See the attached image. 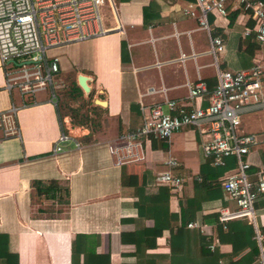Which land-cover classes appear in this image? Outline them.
<instances>
[{
	"label": "crops",
	"instance_id": "0c3cea01",
	"mask_svg": "<svg viewBox=\"0 0 264 264\" xmlns=\"http://www.w3.org/2000/svg\"><path fill=\"white\" fill-rule=\"evenodd\" d=\"M192 1L113 0L114 8L108 5L112 11L107 21L109 31L88 38L85 61L72 53L68 70L67 63L59 64V56L55 55L61 81L76 83L77 74L89 79L90 98L83 93L82 98L96 107L95 112L86 111L97 114L94 124L91 120L86 125L72 122L62 112L65 109L59 93L55 107L47 101V92L41 91L35 95V104L17 110L19 135L2 138L0 132V233L7 235L8 251L16 254V264H70L71 241L76 234L85 235L76 246L81 250L78 264H198L191 258L186 262L174 257L170 247V236H182L186 228L211 239L212 248H208L219 255L215 264H235L246 259L243 255L248 252L247 243L232 256L231 235L224 233V225L220 241L217 223L201 220V216L215 212L219 215L220 210L233 207L221 199L222 190L217 183L209 182L211 179L205 181V191L199 188L198 193L207 198H196L199 209L185 227L178 226L179 216L174 213L169 217L172 225L154 235L152 219H140L137 208L141 205H132L136 193H140L136 189L140 180H144L145 193L153 192L156 175L163 171L182 178V187L168 199L169 212H178V200L193 195L192 182H200L199 166L204 162L195 128L184 126L162 141L142 140V160L126 163L128 186L120 184L123 165L115 166L107 151V145L120 134L141 124V105L160 103L165 111L166 98L186 104V108L190 104L206 106L204 96L188 100L187 84L200 79L212 88L218 70L246 69L264 56V46L254 40L252 33L243 34L252 21L237 3L227 0L225 16L209 13L207 32L197 28L195 19L182 14V8ZM212 32L220 36L223 44V50L214 55L207 53ZM180 54L186 57L178 60ZM95 99L103 104H96ZM11 102L17 105L19 99L16 93L3 89L0 69V110ZM257 111L243 113L237 126L239 133L254 134L261 140L241 157L248 162L246 176L250 181L264 168V111ZM61 131L71 139L61 145V152L52 154L50 150ZM74 141L79 147L74 146ZM170 159L177 165L171 167L167 163ZM143 172L146 174L141 178ZM51 180L60 186L59 192L53 198L44 193L36 195L33 182ZM155 198L151 196L149 202ZM253 208L250 221L255 236L251 238L256 240L259 255L251 262L247 258L243 264H261V257L264 260V193ZM190 222L194 223L192 227L187 226ZM140 227L144 237L141 256L129 243V234ZM138 236L132 235L131 239L138 242ZM197 247L191 245L195 258Z\"/></svg>",
	"mask_w": 264,
	"mask_h": 264
},
{
	"label": "built area",
	"instance_id": "2783aa9c",
	"mask_svg": "<svg viewBox=\"0 0 264 264\" xmlns=\"http://www.w3.org/2000/svg\"><path fill=\"white\" fill-rule=\"evenodd\" d=\"M254 21V39L264 46V0H233ZM227 0H193L182 8V14L196 20L197 28L210 30L208 14L225 16ZM107 3L114 8L113 0H0V69L3 74V89L15 92L19 104L10 103L0 110L2 138L17 137V110L36 103L38 92H47V101L57 106V89L64 87L58 78L57 56L47 55V50L88 38L101 36L109 31L100 22L98 7ZM249 29L243 34H248ZM223 50L221 39L212 35L207 53L214 55ZM193 56V53L189 54ZM187 55V56H189ZM186 57L178 56V60ZM159 65L160 62H154ZM151 89H149L150 91ZM206 97L207 105L200 107L178 104L164 99L166 110L160 103L141 105V124L131 131L120 134L107 145L108 154L115 166L142 160V140H166L184 126L195 128L199 137L202 155L211 157L213 165H223V158L235 156L236 167L219 178L221 190L233 199L236 209L224 208L220 220L247 217L253 220V199L264 193V168L257 171L255 180L246 176L248 162L241 157L257 146L261 140L254 134H242L237 130L240 116L254 110L264 111V56L252 66L241 70H218L216 81L208 88L204 81L187 84L189 101ZM70 136L61 131L50 153L62 151L61 145ZM77 148L79 144L74 141ZM174 167V160H167ZM157 182L165 183L173 191H179L182 178L171 171L156 175ZM194 223H187L192 227ZM256 238L259 236L256 234ZM212 248V244L208 246ZM261 263L264 260L261 257Z\"/></svg>",
	"mask_w": 264,
	"mask_h": 264
},
{
	"label": "trees",
	"instance_id": "16d2710c",
	"mask_svg": "<svg viewBox=\"0 0 264 264\" xmlns=\"http://www.w3.org/2000/svg\"><path fill=\"white\" fill-rule=\"evenodd\" d=\"M247 13V12H246ZM248 17L249 14L247 13ZM250 18V17H249ZM251 19V18H250ZM252 21V25L248 28L249 29V33L246 35H249L252 33V35L254 36V21L251 19ZM213 35H216L220 38V36L218 34H215L212 32ZM221 39V38H220ZM222 40V39H221ZM255 40V39H254ZM254 62L251 63L250 66L253 65ZM249 66V67H250ZM248 67V68H249ZM58 91H56L57 96L59 93V96L62 97V101L61 103H63V108L68 110V112L62 111L63 113H65L66 115L68 114V116L70 117L71 121L74 123H78V124H83L84 123V119L81 118V114L79 115V119L75 120L76 117L75 115L78 114L77 111L79 109H74V108H69L68 103L72 100H80L83 101L82 98V92L80 90V88L76 85L75 82H69V81H65L64 82V87L57 89ZM90 98V94H88V99ZM90 111H94L96 107L95 106H91L88 108ZM84 115V114H82ZM85 118V115H84ZM89 121V120H88ZM159 141H162V139H158ZM204 158V162L202 164H200L199 166V174L201 176V180L199 183L196 182H192L193 184V195L191 197H185L183 199H179L178 200V204H179V211L178 212H169L168 210V199L170 197V195H172L173 191L170 186H168L165 183H159L156 182V189L153 192L151 196L155 195V201L149 202V200L151 201V196L149 195L150 193H145V191L143 190V182L144 180L141 179L139 185L136 187V189H138L140 191V193H136L137 199L133 201L132 205L133 206H140L141 208L138 207L137 209V215L140 216V219H143L145 217H149L152 219L153 221V230H154V235H159L161 233L162 230H165L167 228H169L172 223L170 222L169 217L171 215H173L174 213H178V226H182L185 227L186 222L193 218V216H195L197 209H199V206H196V198L200 199V198H207L206 195L201 196V193H198L199 188H203L204 191L206 189L205 185V181L211 179L212 183H217L219 185V180L216 181L217 177H221L223 175V173L229 169H232L234 167H236V159L235 156L233 155H229L223 158V165H213L211 162V158L209 157H205ZM227 159H230V161H228ZM242 161H244V159H242ZM127 165L128 164H123V166H121L120 169V184L123 186H128V178H129V174L127 171ZM146 173H142L140 175L141 178H143L145 176ZM219 177V178H220ZM255 180V178H254ZM252 180V181H254ZM182 185V184H181ZM182 187V186H181ZM33 188L36 192V195L40 194V193H44L45 195H48V197L53 198V195L56 193V191L59 192V188L60 186L56 183V181H49L48 183H42L40 181H34L33 182ZM44 189V190H43ZM201 191V192H204ZM38 193V194H37ZM222 196L221 199L224 201H229L233 204L232 209H229V211H234L236 209V203L233 199L228 198V196L222 191ZM262 194V193H260ZM258 194L252 201V205L254 206L255 201L258 199V196L260 195ZM139 200H141V202L139 203ZM254 211V208H253ZM176 215V214H175ZM217 212L215 213H211L209 215H204L201 216V220L202 222H207V223H212L215 222L217 223V235H218V239H220V241L222 240V237L220 236L223 232L222 230V224L225 227V234H230L231 238L230 240V245L232 247V256L235 255L236 253L239 252V250L244 247L246 245V243L248 244V252L243 255L244 257H246V259H242L241 261H236L234 262L235 264L237 262H239L238 264H243L247 258H248V262L252 261V257H258L259 255V249H258V245L256 243L255 238H251L252 236H255L254 233V228L251 224V221L247 218V217H234L237 219H233V220H228V221H224V222H219L218 217H217ZM137 217V216H136ZM133 232V231H132ZM131 232V233H132ZM131 233L129 234L130 237V242L129 243H133L136 247V252L140 253V256L142 255V253L144 252V245H143V233L140 227V230L136 231L135 233H132V235L136 236L137 234L139 235V241L137 242L135 239H131ZM85 235L82 234H76L74 236V238L71 241V253H70V264H78L77 260H78V255L80 254L81 250L78 249V247H76L78 244H80L81 239L84 238ZM128 237V238H129ZM245 242V243H244ZM211 239L206 238L204 235H199L197 234V232L195 233L193 230L190 231L189 229H185L184 230V235L182 236H170L169 238V244L170 247L172 248V251L174 250V257H178V258H184L186 260V262H189V258H191L192 260L196 261V263L198 264H215V261L218 258V254H216V251H212L210 252L208 246L211 245ZM8 237L6 234L0 233V264H16V254L14 253H10L8 251ZM197 244L198 245V256L195 258L193 256V249H191V245ZM144 254V253H143ZM85 255V254H83ZM87 257L90 256V254H86ZM242 256V257H243ZM145 258L146 255L144 256ZM199 257V261L198 260ZM231 261V260H230ZM85 262V261H84ZM90 264H99L97 261H90ZM228 264H233L231 262H229ZM260 264V263H259ZM262 264V263H261Z\"/></svg>",
	"mask_w": 264,
	"mask_h": 264
},
{
	"label": "rangeland",
	"instance_id": "374dc122",
	"mask_svg": "<svg viewBox=\"0 0 264 264\" xmlns=\"http://www.w3.org/2000/svg\"><path fill=\"white\" fill-rule=\"evenodd\" d=\"M98 13H99V16H100V22H101L102 27L105 28V29L108 28L107 21H109V17H110L109 15H112V11H111V9H109L108 4L104 3V4L100 5L98 7ZM88 46H90V42L87 39V40H84V41H79V42L70 43V44H67V45H62V46H58V47L49 48L47 50V55H50V54L58 55L59 56V64L60 63L61 64L67 63V65H65V67H67V69L69 70L70 67H68V65H69L68 62L71 61V54L72 53H77V56L80 59H82L83 61H85L84 60V55L86 54L85 49ZM69 72H71V70ZM44 93H46V92H44ZM68 105H69V108H74V109L75 108L78 109V107H79V109L77 111L78 114L75 115V117H76L75 120H78L79 119V115L81 114V118L84 119L83 125L88 124L87 123L88 120H91L90 122L93 123V121L96 120V118H98L96 113L94 115H92L93 113L92 114H90V113L88 114L86 112V111H88V108L91 107L90 101L88 99H86L85 102H84V100L83 101L72 100V101H70L68 103ZM60 110H61V108H60ZM66 111L68 112V110H66ZM257 112L263 113V111H261V110H259ZM82 114L85 115V118H84V115H82Z\"/></svg>",
	"mask_w": 264,
	"mask_h": 264
},
{
	"label": "water",
	"instance_id": "95a60500",
	"mask_svg": "<svg viewBox=\"0 0 264 264\" xmlns=\"http://www.w3.org/2000/svg\"><path fill=\"white\" fill-rule=\"evenodd\" d=\"M87 80L89 79L85 75L77 74L76 76V85L80 88L84 95H87L90 91V87L87 84ZM94 102L96 104H103V102L98 99H95Z\"/></svg>",
	"mask_w": 264,
	"mask_h": 264
}]
</instances>
